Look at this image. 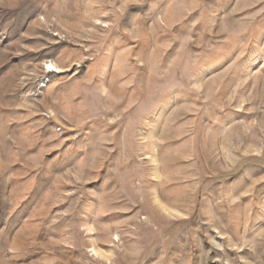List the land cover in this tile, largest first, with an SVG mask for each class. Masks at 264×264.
<instances>
[{
  "label": "rangeland",
  "instance_id": "rangeland-1",
  "mask_svg": "<svg viewBox=\"0 0 264 264\" xmlns=\"http://www.w3.org/2000/svg\"><path fill=\"white\" fill-rule=\"evenodd\" d=\"M0 264H264V0H0Z\"/></svg>",
  "mask_w": 264,
  "mask_h": 264
},
{
  "label": "bare ground",
  "instance_id": "bare-ground-1",
  "mask_svg": "<svg viewBox=\"0 0 264 264\" xmlns=\"http://www.w3.org/2000/svg\"><path fill=\"white\" fill-rule=\"evenodd\" d=\"M51 65V64H50ZM54 69H56L57 71H59V68L56 67L55 65L52 66ZM57 71H54V72H57ZM60 72V71H59ZM58 73V72H57ZM165 210V209H164ZM101 253V252H100Z\"/></svg>",
  "mask_w": 264,
  "mask_h": 264
}]
</instances>
